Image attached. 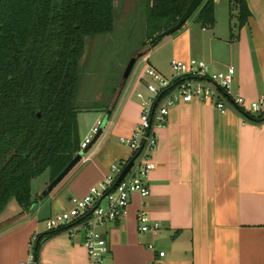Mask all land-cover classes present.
<instances>
[{
	"label": "crops",
	"instance_id": "0c3cea01",
	"mask_svg": "<svg viewBox=\"0 0 264 264\" xmlns=\"http://www.w3.org/2000/svg\"><path fill=\"white\" fill-rule=\"evenodd\" d=\"M248 5L251 16L234 38L231 28L229 36L210 38L218 29L192 25L152 54L168 53L171 62L209 57L215 71L232 65L237 70L233 95L247 103L259 100L264 96V0H248ZM161 64L145 65L116 105L111 99L105 112L110 118L93 149L51 194L34 199L20 222L0 232V264L26 262L33 237L50 232L48 219L69 210L72 199L86 196L112 164L132 158L121 138L131 137L140 121L137 93L147 92L146 68L171 75V68L167 72ZM104 119L98 115L80 127L82 141ZM159 138L150 195L135 194L128 214L103 228L109 243L104 264H150L155 257L151 243L166 252L158 264H264V121L247 122L234 111L221 113L193 101L171 109ZM141 211L161 224L156 235L140 233ZM83 242V235L63 231L44 240L40 259L44 264H88Z\"/></svg>",
	"mask_w": 264,
	"mask_h": 264
},
{
	"label": "trees",
	"instance_id": "16d2710c",
	"mask_svg": "<svg viewBox=\"0 0 264 264\" xmlns=\"http://www.w3.org/2000/svg\"><path fill=\"white\" fill-rule=\"evenodd\" d=\"M143 1L150 40L157 39V44L160 35L178 23L192 0ZM235 3L240 13L238 25L231 27L232 38L251 16L248 0ZM115 11V0L1 3L0 216L14 200L22 212L0 223V232L13 226L35 204L32 199L35 178L48 170L52 183L81 152V110L77 106L80 62L87 38L112 32ZM197 11L200 12L197 21L204 28L214 25V0H204ZM121 85L122 82L119 93L126 83ZM239 114L247 122L264 121V112L255 116L239 110ZM61 232L38 236L36 257H40L44 240Z\"/></svg>",
	"mask_w": 264,
	"mask_h": 264
},
{
	"label": "built area",
	"instance_id": "2783aa9c",
	"mask_svg": "<svg viewBox=\"0 0 264 264\" xmlns=\"http://www.w3.org/2000/svg\"><path fill=\"white\" fill-rule=\"evenodd\" d=\"M171 75L167 76L148 66L145 70L146 93L138 92L137 98L142 105L140 121L133 135L121 138V144L128 147L133 156L129 160L114 163L108 173L88 194L72 199V207L47 220L49 231L63 230L71 237L84 236V246L88 251V264H104L109 253V243L103 228L128 214L131 199L135 194L148 197L151 193L150 176L156 168L154 156L159 146V132L167 126L171 109L181 103L199 101L213 105L221 113L239 110L247 113L264 112V96L247 103L241 95L232 93L236 76V67L228 66L224 71H215L211 64L200 59L189 61L172 60ZM103 120H98L92 134L100 131ZM94 137L81 142V151L86 149ZM134 165L126 177L119 178L129 162ZM106 202L107 206H103ZM138 226L141 234L156 235L161 229L159 222H153L144 211L138 214ZM38 235L31 241L29 259L22 264H44L35 255ZM149 248L155 253L150 264H158L165 258L166 252L158 251L154 243Z\"/></svg>",
	"mask_w": 264,
	"mask_h": 264
},
{
	"label": "rangeland",
	"instance_id": "374dc122",
	"mask_svg": "<svg viewBox=\"0 0 264 264\" xmlns=\"http://www.w3.org/2000/svg\"><path fill=\"white\" fill-rule=\"evenodd\" d=\"M217 2L218 0H214L215 23L212 27L207 26V28L209 30L218 29V34L211 32L210 38L211 36L217 38L229 36L230 28L239 23L240 10L235 0H219V6ZM115 9V22L112 32L87 38L85 54L80 62L81 83L77 106L81 110L79 123L82 130L98 115L104 119L106 108L110 106L111 99L116 101L119 98L123 75L133 58L138 57L137 62L121 92L130 89L134 79L147 64L157 66V62H161L164 70L170 72L169 54L166 53L164 56L159 54L161 52L154 54L152 52L164 47V45L166 46L170 39H173L180 31L187 30L189 26L203 28V25L197 21L200 13L197 11L178 32L164 36L157 44L150 45L151 31L144 1L115 0ZM205 60L209 64L212 62L209 57ZM90 137H94L92 133ZM50 182L51 175L48 170L33 180V200L41 197ZM103 206H107L106 202ZM18 212L21 213L22 208L14 200L0 216V223L7 221V219L10 220ZM20 221L21 219L18 220V222Z\"/></svg>",
	"mask_w": 264,
	"mask_h": 264
},
{
	"label": "water",
	"instance_id": "95a60500",
	"mask_svg": "<svg viewBox=\"0 0 264 264\" xmlns=\"http://www.w3.org/2000/svg\"><path fill=\"white\" fill-rule=\"evenodd\" d=\"M203 1L204 0H192L190 5L186 9L185 13L179 19L178 23L176 25L172 26L171 28H169L168 30L164 31L160 35V38H162L164 36H169L171 34L178 32L189 21V19L196 13V11L202 5ZM2 2H3V0H0V5ZM1 34H2V24L0 22V36H1ZM156 42H157V39L153 40L151 42V45H154ZM137 59H138V57L133 58L130 61V63L128 64V66L125 70V73L123 75V79H122L123 85L129 79V77H130V75H131V73L135 67V64L137 62ZM123 85H121V86L123 87ZM110 115H111V113L107 114V116L105 117V119L103 121V124L101 126L100 131L95 135V137L93 138L91 143L88 145V147L86 149H84L83 151H81L76 157H74V159L69 163V165L63 170V172L47 187V189L43 193V197L51 194L61 184V182L73 171V169H75V167L83 160V158L85 156H87V154L93 149V147L96 145V143L100 139V137H101V135L105 129L106 123L110 118ZM133 165H134V160H131L129 162V164L127 165V167L124 169L123 173L121 174V176L119 178V182H121L126 177V175L131 170Z\"/></svg>",
	"mask_w": 264,
	"mask_h": 264
}]
</instances>
